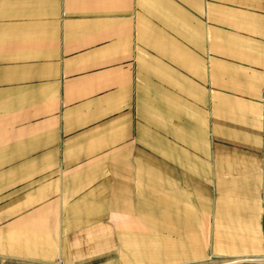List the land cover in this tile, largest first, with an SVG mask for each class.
Listing matches in <instances>:
<instances>
[{"label": "crops", "instance_id": "0c3cea01", "mask_svg": "<svg viewBox=\"0 0 264 264\" xmlns=\"http://www.w3.org/2000/svg\"><path fill=\"white\" fill-rule=\"evenodd\" d=\"M264 256V0H0V257Z\"/></svg>", "mask_w": 264, "mask_h": 264}, {"label": "rangeland", "instance_id": "374dc122", "mask_svg": "<svg viewBox=\"0 0 264 264\" xmlns=\"http://www.w3.org/2000/svg\"><path fill=\"white\" fill-rule=\"evenodd\" d=\"M0 264H57V263H43L32 262L16 258H4L0 257ZM106 264V263H105ZM185 264H264V256L257 258H222L214 255H210L207 259Z\"/></svg>", "mask_w": 264, "mask_h": 264}]
</instances>
